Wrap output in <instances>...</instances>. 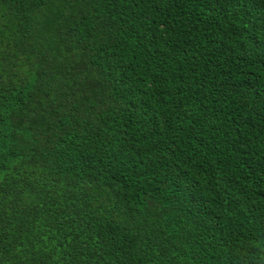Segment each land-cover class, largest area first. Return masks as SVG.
<instances>
[{
  "label": "trees",
  "instance_id": "16d2710c",
  "mask_svg": "<svg viewBox=\"0 0 264 264\" xmlns=\"http://www.w3.org/2000/svg\"><path fill=\"white\" fill-rule=\"evenodd\" d=\"M0 264H264V0H0Z\"/></svg>",
  "mask_w": 264,
  "mask_h": 264
}]
</instances>
